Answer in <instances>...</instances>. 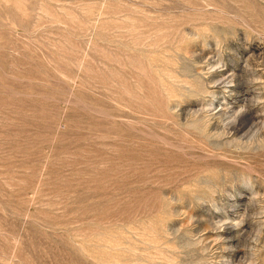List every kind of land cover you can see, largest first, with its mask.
I'll return each mask as SVG.
<instances>
[{"label": "rangeland", "instance_id": "obj_1", "mask_svg": "<svg viewBox=\"0 0 264 264\" xmlns=\"http://www.w3.org/2000/svg\"><path fill=\"white\" fill-rule=\"evenodd\" d=\"M0 264H264V0H0Z\"/></svg>", "mask_w": 264, "mask_h": 264}]
</instances>
